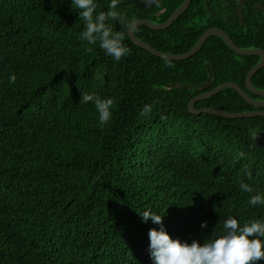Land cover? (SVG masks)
Instances as JSON below:
<instances>
[{"label": "trees", "instance_id": "trees-1", "mask_svg": "<svg viewBox=\"0 0 264 264\" xmlns=\"http://www.w3.org/2000/svg\"><path fill=\"white\" fill-rule=\"evenodd\" d=\"M184 2L158 0L141 11L122 0L120 10L163 24ZM98 4L107 10L108 0ZM239 4L192 0L171 28L141 26L135 34L171 55L189 52L212 28L239 48L264 50V0H245L242 21ZM83 30L71 0H0V264H152L148 232L160 225L145 223V210L189 244L222 234L230 216L241 225L264 219V205L250 204L255 192L239 188L264 193V148L255 142L264 117L189 111L194 98L224 83L248 92L259 58L212 37L196 56L166 61L125 32L131 51L117 62L99 43L81 41ZM113 30L124 31L118 23ZM253 84L264 91V68ZM91 93L114 99L104 126L94 105L80 102ZM145 105L152 111L143 117ZM202 108L256 111L233 89L196 104Z\"/></svg>", "mask_w": 264, "mask_h": 264}, {"label": "clouds", "instance_id": "clouds-1", "mask_svg": "<svg viewBox=\"0 0 264 264\" xmlns=\"http://www.w3.org/2000/svg\"><path fill=\"white\" fill-rule=\"evenodd\" d=\"M122 0H108L107 10L98 11V0H71V8L78 11L79 18L84 22V30L80 32L79 39L88 45H96L104 50L105 54L120 61L130 54V49L123 43L125 32H133L140 21L129 19L126 12L120 10ZM145 8L158 0H139ZM118 23L124 31H114L113 24ZM92 51V48H88ZM16 75L8 77V83L16 82ZM83 104L92 103L98 113L101 126L106 125L112 118L114 105L113 98H101L95 93L83 94ZM152 111L151 105H145L140 111L143 117ZM239 158H244L245 153H238ZM239 188L245 193H254L250 196V204L255 207L264 205V193L259 192L247 183L241 182ZM143 221L149 220L160 228H152L148 232V252L152 264H256L264 260V219H255L238 223V219L228 217L222 226V234L201 244L198 240L181 242L173 239L163 226V216L145 210L139 213ZM207 227V222L201 224Z\"/></svg>", "mask_w": 264, "mask_h": 264}, {"label": "water", "instance_id": "water-1", "mask_svg": "<svg viewBox=\"0 0 264 264\" xmlns=\"http://www.w3.org/2000/svg\"><path fill=\"white\" fill-rule=\"evenodd\" d=\"M131 1L141 11L148 10L152 7L151 6V7L145 8L144 5L139 3V0H131ZM191 2H192V0H185L184 4L172 14V16L170 17V19L167 22H165L163 24H157V23H154L150 20H137V21H140V23H139L138 27L136 28V30L141 26H146V27H148L154 31H164V30L171 28L179 20V18L187 12V10L189 9V7L191 5ZM244 5H245V0H240L239 14H240L241 21L243 20V14H242L241 10L244 7ZM260 9L264 10V7L261 6ZM136 30L131 32V33L128 32L131 41L135 45H137L138 47H140V48L146 50L147 52L152 53L154 56L161 58L163 60H166V61L180 62V61H185V60H188V59L196 56L203 49V47L205 46L207 41L212 37H219V38L223 39L224 42L227 44V46L235 54H237L239 56L259 57L260 62L250 70V72L247 76L246 88H247V91L249 93H251L252 95L263 98V101H258V100L253 99L252 97H250L248 92H246L244 89H242L239 85L232 83V82H228V83H224V84L220 85L215 90H213L209 93L202 94V95L194 98L189 104V111L194 115L211 114V115L219 116V117L226 118V119H233V120L264 117V91L257 89L253 84L254 76L256 74H258V72L264 68V51L263 50L239 48L226 32H224L223 30L218 29V28H212V29L206 31L201 36V38L198 41V43L196 44V46L194 48H192L189 52H187L185 54H181V55H171V54L161 52V51L153 48L150 44H148V43L140 40L139 38H137V36L135 34ZM225 89H233V90L237 91L240 94V96L248 104H250L251 106H253L257 110L254 112L230 113V112H225V111L218 110L215 108H202L200 110L196 109L197 103L204 101V100H207V99H210V98H213L214 96L218 95L221 91H223ZM255 142L259 147L264 148V132L256 134Z\"/></svg>", "mask_w": 264, "mask_h": 264}, {"label": "flooded vegetation", "instance_id": "flooded-vegetation-1", "mask_svg": "<svg viewBox=\"0 0 264 264\" xmlns=\"http://www.w3.org/2000/svg\"><path fill=\"white\" fill-rule=\"evenodd\" d=\"M260 8H261V5L258 6V9H259V10H261ZM261 11L264 12L263 9H262ZM263 51H264V50H263ZM258 58H259V57H258ZM259 62H260V58H259V61L257 62V64H258ZM257 64H256V65H257ZM255 97H256V96H255ZM259 98H261V97H259ZM259 98H257L256 100H258V101H263V98H261V99H259ZM256 110H257V109H256Z\"/></svg>", "mask_w": 264, "mask_h": 264}]
</instances>
